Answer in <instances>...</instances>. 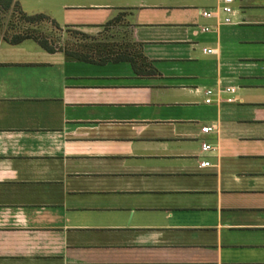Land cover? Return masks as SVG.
Returning <instances> with one entry per match:
<instances>
[{
  "label": "crops",
  "instance_id": "1",
  "mask_svg": "<svg viewBox=\"0 0 264 264\" xmlns=\"http://www.w3.org/2000/svg\"><path fill=\"white\" fill-rule=\"evenodd\" d=\"M17 1L60 28L109 26L158 75L0 38V264H264L236 259L264 247V0H234L228 21L204 0L101 23L68 12L108 4Z\"/></svg>",
  "mask_w": 264,
  "mask_h": 264
},
{
  "label": "trees",
  "instance_id": "2",
  "mask_svg": "<svg viewBox=\"0 0 264 264\" xmlns=\"http://www.w3.org/2000/svg\"><path fill=\"white\" fill-rule=\"evenodd\" d=\"M9 10L15 8L24 20L31 21L25 22L26 24L36 23L34 25H20L15 26L7 32L0 33V38L10 44H18L25 39L35 40L41 48L47 51L60 50L64 53L67 60L85 61L91 63H106L109 61L120 62L126 61L130 63L132 69L137 75L140 76H156L158 71L153 65L152 61L143 53L142 45L139 42L128 41L126 39L111 40L103 37V32L110 29L107 26L103 32L98 35L88 34L83 31H78L83 37V40H88L85 43H78L73 46L63 48L55 47L50 43L47 37L41 38L38 34H42V27L44 23L40 21L47 20L53 27L60 28L54 21L50 20L48 16L43 13H26L20 6L17 0H0V7ZM119 16H116L109 25H114L120 22ZM102 36V39L99 38Z\"/></svg>",
  "mask_w": 264,
  "mask_h": 264
},
{
  "label": "rangeland",
  "instance_id": "3",
  "mask_svg": "<svg viewBox=\"0 0 264 264\" xmlns=\"http://www.w3.org/2000/svg\"><path fill=\"white\" fill-rule=\"evenodd\" d=\"M80 2L85 3H96V4H108L111 8H94V9H88L86 11H74V13L68 12V14L73 15L72 18H80V17H86L88 18L87 22H93V23H101L105 22L106 17L110 16L111 14H108V11L115 10V7L123 6L126 4H133V3H144L146 5H156L161 7H168L172 6L175 7L173 9H176L177 11H181L180 14L186 13V8L179 7L180 5H188L191 6L193 11H196L199 9L206 8L204 5V0H78ZM234 4V3H233ZM232 4V5H233ZM3 7H0V33L2 34L4 31L7 32L10 29H13L15 26L20 25V27L25 25H34L36 22L33 21V23L26 24L25 22H31L24 20L22 16L17 12L15 8L5 10L2 9ZM234 8V5H233ZM159 14V13H158ZM161 14V13H160ZM176 15L179 14V12L175 13ZM104 17V19H102ZM192 17H195V12L192 13ZM71 18V19H72ZM101 20V21H99ZM25 21V22H24ZM44 23V26L42 27V34H38L41 38L44 36L47 37L48 41L53 44L55 47L63 48L64 46L70 47L78 43H85L88 40H83V36L78 33V31L75 28H55L53 25L47 21L43 20L40 21V23ZM110 32L104 31L103 37H106L107 39H110V36H112ZM117 36H120L119 33H116ZM102 36L99 35V38L102 39ZM117 41L120 39H116ZM201 47L199 51H201ZM236 259L237 260H251L253 262H261L264 263V247H259V249H250V247H243L242 251L236 252Z\"/></svg>",
  "mask_w": 264,
  "mask_h": 264
},
{
  "label": "built area",
  "instance_id": "4",
  "mask_svg": "<svg viewBox=\"0 0 264 264\" xmlns=\"http://www.w3.org/2000/svg\"><path fill=\"white\" fill-rule=\"evenodd\" d=\"M233 1L234 0H220L221 4L220 6L218 7L219 11H221L223 14H225L226 16L224 17V21H228L229 20V17L228 15L231 14L233 12ZM202 16L203 17H207V18H210V17H213V16H216V13L215 12H210V11H202L201 12ZM205 30H207V28H204ZM206 94H211L212 91L211 90H207L205 92ZM206 102H209V99H206ZM211 127L210 126H205L202 128V131L203 132H210L211 131ZM202 151L204 152H209V151H212L214 149V147L209 144V143H202ZM209 162L208 161H203L201 162V166H205V165H208Z\"/></svg>",
  "mask_w": 264,
  "mask_h": 264
}]
</instances>
